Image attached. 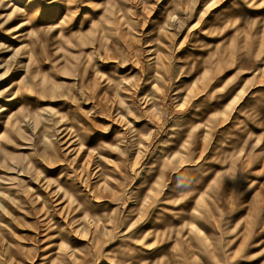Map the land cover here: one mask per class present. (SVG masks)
<instances>
[{
	"label": "rangeland",
	"instance_id": "rangeland-1",
	"mask_svg": "<svg viewBox=\"0 0 264 264\" xmlns=\"http://www.w3.org/2000/svg\"><path fill=\"white\" fill-rule=\"evenodd\" d=\"M65 1L0 0V264H264V0Z\"/></svg>",
	"mask_w": 264,
	"mask_h": 264
},
{
	"label": "bare ground",
	"instance_id": "bare-ground-1",
	"mask_svg": "<svg viewBox=\"0 0 264 264\" xmlns=\"http://www.w3.org/2000/svg\"><path fill=\"white\" fill-rule=\"evenodd\" d=\"M31 1L32 0H29V2H31ZM41 1H42V3L40 4V7L38 8V10L32 11L29 14L28 21L30 23H32V22L34 24H43V23L46 24V23H48V25H52V23L55 22L57 20V18H59L61 16L63 18H66V14L70 10L69 1H65V0H55L52 2L49 0H41ZM42 8H44L46 11L45 15H42V13H41Z\"/></svg>",
	"mask_w": 264,
	"mask_h": 264
}]
</instances>
